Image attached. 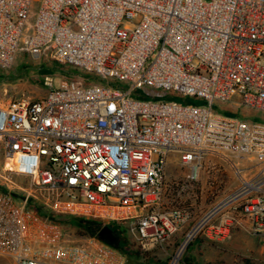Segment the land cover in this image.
Instances as JSON below:
<instances>
[{"label":"built area","instance_id":"1","mask_svg":"<svg viewBox=\"0 0 264 264\" xmlns=\"http://www.w3.org/2000/svg\"><path fill=\"white\" fill-rule=\"evenodd\" d=\"M19 52L101 82L62 78L54 89L45 76V97L0 106L1 258L125 264L98 237L70 240L37 208L127 225L144 252L186 229L170 264L199 236L241 232L264 246V122L213 110L264 112V0H0V68ZM168 92L207 105L162 101ZM171 153L189 180L212 155L251 168L232 163L238 185L192 220L162 206Z\"/></svg>","mask_w":264,"mask_h":264},{"label":"rangeland","instance_id":"2","mask_svg":"<svg viewBox=\"0 0 264 264\" xmlns=\"http://www.w3.org/2000/svg\"><path fill=\"white\" fill-rule=\"evenodd\" d=\"M39 3H35L38 6ZM61 67L48 55L41 59H34L30 55L19 52L15 63L9 69L0 68V106L21 99L37 100L46 96L49 88L44 86L45 76L53 77V88L58 89L62 77H58ZM123 88L130 85L120 82ZM138 91L132 94L136 97ZM164 102H176L206 106L205 101L195 97H182L174 93H167L162 99ZM214 112L227 114L248 122H264V112L237 106L234 103L215 102ZM243 166L241 160L231 159L222 155L207 156L197 180H189L190 170L183 166L179 156L171 153L166 168V187L162 206L166 209H189L196 218L204 215L220 200L230 194L238 185L232 163ZM251 168V164H246ZM119 229V245L125 254V264H170L182 242L186 229L178 233L164 249L149 251L148 258L138 260L133 256L137 250L143 251L128 233V226L121 225ZM123 231V232H121ZM65 236L75 242L82 239L77 235L74 226H67ZM202 245L197 247L199 243ZM144 252V251H143ZM129 259V263H128ZM0 264H12L8 259L0 257ZM177 264H264V246L255 238L244 233L236 232L230 238L218 242L204 236H199L182 253Z\"/></svg>","mask_w":264,"mask_h":264},{"label":"trees","instance_id":"3","mask_svg":"<svg viewBox=\"0 0 264 264\" xmlns=\"http://www.w3.org/2000/svg\"><path fill=\"white\" fill-rule=\"evenodd\" d=\"M56 64L59 66V68L61 67V70L59 69L60 71L58 73H55L58 77L69 78L73 80H81L85 85L101 82L100 80H97L95 77L83 75L73 68L66 67L58 63ZM226 115H228V113ZM36 210H37L36 212L39 215L57 223L62 229V232L64 234L66 233L65 231L67 226H74L77 229V235L82 240L88 238H97L100 230L106 225L110 226L113 232H115L120 238L119 229H121L120 228L121 225H124V224H114V223L105 224L102 221L96 219H87L77 216H55L53 213L43 208H37ZM116 249L119 252L125 254V252H123L121 248H116ZM149 254H150L149 252H143L137 250L136 252L133 253V256L138 260H145L146 258H148V256H150ZM128 263H129V259H128Z\"/></svg>","mask_w":264,"mask_h":264},{"label":"water","instance_id":"4","mask_svg":"<svg viewBox=\"0 0 264 264\" xmlns=\"http://www.w3.org/2000/svg\"><path fill=\"white\" fill-rule=\"evenodd\" d=\"M98 239L107 243L112 247H117L119 245L118 236L114 234L112 228L108 225L104 226L98 233Z\"/></svg>","mask_w":264,"mask_h":264},{"label":"crops","instance_id":"5","mask_svg":"<svg viewBox=\"0 0 264 264\" xmlns=\"http://www.w3.org/2000/svg\"><path fill=\"white\" fill-rule=\"evenodd\" d=\"M167 190V189H166ZM166 192V191H165ZM164 197V196H163ZM195 219H197L195 216H193V219L192 220H195ZM202 245V242H200L199 243V245L197 246V247H199V246H201Z\"/></svg>","mask_w":264,"mask_h":264},{"label":"flooded vegetation","instance_id":"6","mask_svg":"<svg viewBox=\"0 0 264 264\" xmlns=\"http://www.w3.org/2000/svg\"><path fill=\"white\" fill-rule=\"evenodd\" d=\"M114 234L117 235L115 232H114ZM117 236H118V235H117ZM118 239H119V237H118Z\"/></svg>","mask_w":264,"mask_h":264}]
</instances>
